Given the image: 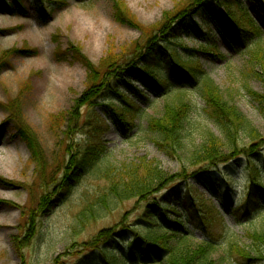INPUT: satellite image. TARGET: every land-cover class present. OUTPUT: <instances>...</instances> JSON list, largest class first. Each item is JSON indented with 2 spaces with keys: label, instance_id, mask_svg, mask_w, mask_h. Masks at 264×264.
<instances>
[{
  "label": "rangeland",
  "instance_id": "1",
  "mask_svg": "<svg viewBox=\"0 0 264 264\" xmlns=\"http://www.w3.org/2000/svg\"><path fill=\"white\" fill-rule=\"evenodd\" d=\"M191 1L22 0L23 11L0 12V264H79L89 257L81 253L83 244L100 231L115 229L123 220L125 224L136 221L148 202L125 201L109 209L102 218L77 225L79 211L92 204L98 189L106 187L102 166L109 164L115 168L147 159L155 160L162 171L174 175L187 165L184 158L163 153L156 135L147 127L150 118L163 117V107L171 95L157 96L138 83L132 86L139 95L124 88L120 89L118 99L107 93L106 98L114 99L113 108L135 112L125 114L127 124L122 126L113 116L107 103L109 98L90 107L84 104L88 77L83 64L76 60L78 53L95 71L103 68L110 57L126 59L139 51L146 54L152 48L158 52L164 45L181 56L193 55L204 77L219 89L224 102L242 113L264 139V113L247 94L250 90L264 95L262 62L251 57L258 46L264 47V10L255 0H233L236 10L260 31L257 37H251L240 31L243 29L236 27L238 24L230 25L231 18L221 8L220 0H200L199 5ZM5 2L12 5V0ZM261 5L264 6V0ZM115 6L124 15L122 22L115 16ZM217 11L224 26L221 30L213 22L212 14ZM188 12L190 18L186 17ZM164 23L167 28L175 25L185 29L176 40L167 39L145 48L147 36ZM135 50L137 53H132ZM202 80V77L189 79L190 85L185 87L191 92L189 98L194 105L188 120L193 128L200 129L189 130L195 145L200 144V135L205 130L220 138L217 129L205 118L207 104L193 90L201 86ZM123 100L128 104L124 105ZM15 119L31 131L40 147L41 177L27 147L16 134ZM75 144L101 149L103 154L67 194L54 201V196H50L53 189L49 190L45 184L56 178V185L62 167L69 160L70 147ZM237 144L240 149L249 145L248 140L241 138ZM227 151L222 149L226 154ZM249 160L240 157L219 166L208 181L201 177L189 181L202 195L201 202L206 203L196 209L197 217L208 216L210 210H215L223 221L221 225L216 219L215 225L201 229L188 220L185 228L195 241L209 242L220 235L222 242L232 240L238 245L236 249L250 252L249 235L264 227V198L259 195L255 201L251 200L247 212L242 206L251 166L261 169L258 178L264 186V147L257 157ZM196 169L186 166L189 175ZM210 185L212 188L208 189ZM43 192L47 198L41 203ZM155 196L159 202L160 196ZM236 212L241 216L235 215ZM167 216L169 220L173 218L171 214ZM31 224L34 226L30 228ZM254 264H264V259Z\"/></svg>",
  "mask_w": 264,
  "mask_h": 264
},
{
  "label": "trees",
  "instance_id": "2",
  "mask_svg": "<svg viewBox=\"0 0 264 264\" xmlns=\"http://www.w3.org/2000/svg\"><path fill=\"white\" fill-rule=\"evenodd\" d=\"M261 1L263 0H255L264 10ZM21 2L22 0H12L11 5L3 0L0 3V12L15 13L16 10L22 8ZM199 2L201 1H191L193 5H199ZM219 3L244 33L250 34L251 37L259 35V29L245 14L236 10L233 0H220ZM115 11L117 20L122 22L123 13L116 6ZM38 13L43 17L41 7H38ZM219 14L220 11L212 14L213 22L218 25L217 28L222 29L224 26L220 23ZM174 15L178 18L177 14ZM186 17H191L189 12ZM165 25L147 36L145 48L165 43L167 39L176 40L179 38V32L185 29L175 25L167 28ZM170 33L175 34L171 36ZM138 50H140L139 46ZM136 51L132 53H137ZM251 57L261 61L264 70V47L258 46L252 52ZM76 60L81 62L86 69L89 87L88 93L84 95V104L89 107L97 101L108 99L109 96L106 98L107 93L121 98V88L139 95L132 83H139L157 96L162 93L171 95L170 100L163 107V117L160 120L150 118L147 127L151 133L156 135L163 153L173 158H184L186 166L193 170L197 168L189 175L184 166L185 168H182L179 173L170 175L162 171L155 160L148 161L147 159H138L115 168L109 164L102 166L101 176L106 187L98 189L92 204L84 205L79 211L76 215L77 225L98 220L109 209L113 210L121 203L132 199L148 202V205L142 215L132 224H125L123 220L115 229L100 231L91 241L83 244L81 253L89 254V257L87 260L80 261L79 264H224L225 262L254 264L263 260L264 227L261 231H255L249 235V240H251L249 253L240 248L236 249L238 245L232 240L222 242L220 235L209 242H197L193 234L185 228L188 220L201 229H208L217 221L221 225L223 223L215 210H210L208 216L197 217L196 209L200 205L205 206L206 203L201 202L202 195L189 184V181L197 177L208 181L207 178L216 168L240 157L249 158L251 162V158L257 157L264 147V139L257 134L242 113L224 102L223 97L219 96L221 94L219 89L204 77L193 55L181 56L170 46L164 45L160 46L158 52L152 48L146 54L139 51L137 55L131 56L130 54L126 59L110 57L103 68L97 71L93 69L88 60L79 56V53ZM200 77L204 80L201 86L195 89L208 106V110L204 111L205 118L217 129L220 138L205 130L200 135V144L195 145L191 142V132L192 130L200 131V129L193 128L188 120L194 105L190 102L191 94L182 87L190 85L189 79ZM247 94L260 105L264 113V95L258 96L250 90H247ZM113 101L114 99L109 98L107 103L113 110L114 118L118 119L122 126L126 125L125 114L131 115L135 112L132 109L125 110V108L116 110L111 105ZM123 104L127 105L128 102L123 100ZM15 129L16 134L27 147L30 160L35 164L37 173L41 177V158L43 157L40 147L33 139L31 131L16 119ZM240 138L248 140L247 148H239L237 140ZM70 148L72 150L68 152L69 160L62 167V174L56 185L54 184L56 178L51 184L50 182L45 184L49 185V190L53 189L50 196H54V201H57L59 196L67 194L73 184L77 183L103 154L101 149L86 144H75ZM223 148L228 150L227 154L222 152ZM258 169L260 168L257 166H251L249 170L250 185L246 190L245 205L242 206L244 212L249 211L251 200L255 201L259 195L264 198V186L258 178L261 169L259 171ZM39 187L42 188V186ZM207 187L212 188L211 185ZM155 195H158L157 198L160 196L159 202ZM44 198H47L45 192L40 200L41 203ZM173 203L178 206H173ZM167 214L173 215V218L169 220ZM235 215L241 216L237 212ZM33 226L34 224H31L30 228ZM29 232L31 233L30 229ZM126 240L129 242L126 243Z\"/></svg>",
  "mask_w": 264,
  "mask_h": 264
}]
</instances>
